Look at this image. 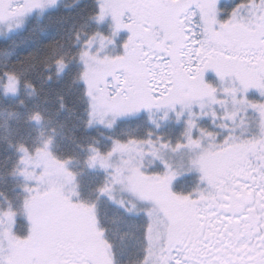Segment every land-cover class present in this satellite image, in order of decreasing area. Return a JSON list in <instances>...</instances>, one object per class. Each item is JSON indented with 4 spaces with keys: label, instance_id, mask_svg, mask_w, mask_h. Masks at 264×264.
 <instances>
[{
    "label": "snow or ice",
    "instance_id": "1",
    "mask_svg": "<svg viewBox=\"0 0 264 264\" xmlns=\"http://www.w3.org/2000/svg\"><path fill=\"white\" fill-rule=\"evenodd\" d=\"M0 264H264V0H0Z\"/></svg>",
    "mask_w": 264,
    "mask_h": 264
}]
</instances>
